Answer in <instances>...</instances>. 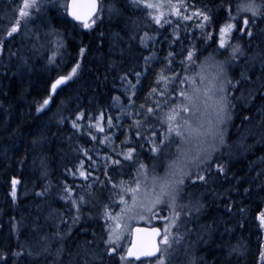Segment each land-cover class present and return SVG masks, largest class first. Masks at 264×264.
<instances>
[{
  "label": "trees",
  "instance_id": "trees-1",
  "mask_svg": "<svg viewBox=\"0 0 264 264\" xmlns=\"http://www.w3.org/2000/svg\"><path fill=\"white\" fill-rule=\"evenodd\" d=\"M188 2H194L198 8L210 9L213 19L205 29L196 27L195 19L183 21L174 16L167 17L172 23H164L160 27L146 15V10L137 9L129 0H120L123 15L109 19L106 13L98 28L82 32L67 19L63 9L47 3V9L36 22L40 25V40L44 38V32L54 30L58 40L63 42L60 61L65 64L62 65L65 69L59 72L53 64H49V56L46 54L50 53L48 49L33 50V45H29L32 48V53H29L24 42L22 44L21 41H16L17 36L5 45L3 55H0V252L7 256L9 264H56L57 247L61 243L71 246L74 241L82 240L84 236L81 228L87 229L89 239L92 232L96 236L104 233L105 220L90 206L83 205L85 212L80 224L73 229L71 238L62 242L51 235L54 231L52 225H59V220H53L49 214L62 215L67 212L69 205L60 198L65 185L73 189L74 197L83 195L88 201L103 202L100 192H104L109 177L113 181L123 180L134 163H106V156L114 157L109 153L111 150L123 153L127 148L135 147L136 160L146 163L152 170L156 162L154 154L147 150L150 144L136 137L137 125L131 113H143L145 109H141L140 105L147 106L152 103L146 97L155 86L157 74L166 67L164 58L169 51H174L177 55L173 67L180 71L179 54L182 50L191 49L201 59L211 53L216 55L217 60L223 61L228 55L224 49L218 48L217 43L218 28L224 22L225 15L218 7L220 0ZM227 2L232 4L235 11L236 4L242 0ZM18 4L20 0H0V26L6 25L5 17L16 14ZM214 5L217 7H213ZM133 20L141 28L146 27L155 37L157 42L154 48L146 49L136 41L129 42V36L134 34ZM253 31L255 38L251 45L247 37L241 39L239 33H233L229 42H239L246 56L229 69L230 74L239 76L242 68H248L256 76L261 74V60H264V23H258ZM100 33H103V37ZM208 33H212L213 39H206ZM174 35H178L179 39L175 40ZM81 47L86 51L79 61L81 68L70 83L69 90L60 91L53 97L54 103L49 106L50 110L37 114L34 101H42L48 93L49 82L57 75L65 74L68 68L77 63ZM18 48L24 50L23 56L28 59L22 67L20 60L18 62L10 56V52L16 53ZM147 55H152L154 59L137 84L132 73L142 71L143 56ZM253 57L254 63L246 65L243 62L244 59ZM5 59L6 63L3 64ZM125 72L129 73L128 78L136 87L132 97L133 104L127 112L122 113L120 105L127 101V96L123 95L124 88L129 86L122 85L118 77ZM117 96L121 98L120 101H114L113 98ZM258 107L257 105V109ZM80 111L85 113V119L79 122V129H74L72 121ZM101 111L105 113L104 132H99L95 127ZM251 115L254 118L247 128L241 127L240 115L227 126L228 146L223 148L222 154H216L217 159L225 165L226 174L218 175L213 171L207 185L189 183L185 191L192 192L194 199H201L204 207L200 213L194 212L191 217L181 212L172 233L182 234L181 227H185L187 222H191V230L198 229L199 226L206 230L196 238L190 264H261L259 253L264 250V228L259 227L256 217L264 210V161L261 159L264 158V141L260 137L257 112L253 111ZM89 116L93 117L91 127ZM108 116L113 117L115 127L108 128ZM157 122L154 119L148 121L159 128ZM139 131L143 134L145 127H140ZM92 136L97 139L93 140ZM106 136L110 139L106 140ZM128 140L135 141L129 146ZM141 144L144 146L141 147ZM80 149H88L93 159L89 160ZM162 158L164 157H160L158 164ZM41 161L44 162L43 166ZM95 167L98 168L97 172L93 171ZM80 170L89 173L87 179L94 178L101 187L96 183L92 186L85 184L84 178L79 175ZM13 177L20 181L15 201L10 195ZM49 184L51 186L44 196L36 195ZM162 209V213L171 212L166 206ZM14 224L17 225L15 230ZM152 226L161 229L160 223ZM64 227L61 225L60 228ZM45 235L49 237L50 252L37 256L35 253L43 245L42 238ZM233 247L237 251L232 252ZM29 248L33 251L32 256L27 254ZM21 249L24 251L23 256L12 255ZM186 255L187 252L180 248V243L174 244L166 263L180 264L182 256ZM64 261L67 264V254ZM104 264L121 262L118 257L106 258Z\"/></svg>",
  "mask_w": 264,
  "mask_h": 264
},
{
  "label": "snow or ice",
  "instance_id": "snow-or-ice-1",
  "mask_svg": "<svg viewBox=\"0 0 264 264\" xmlns=\"http://www.w3.org/2000/svg\"><path fill=\"white\" fill-rule=\"evenodd\" d=\"M52 7L63 8L64 14L70 17L76 24L84 29L93 30L103 23L104 15L108 18L120 17L123 15V8L120 6V0H110L105 4L104 0H48ZM129 3L137 9L146 10V15L160 27L164 23H172L168 16H174L183 21L196 20V27L205 29L212 21L210 9L198 8L195 3H189L188 0H129ZM44 6L43 0H22L15 11L19 18H14V22H9L0 26V55H3L5 45L11 40H15L17 34H21V22L27 25L34 19H39L40 12ZM213 7H217L214 5ZM224 15V22L218 28V48L224 49L228 55L223 61L217 60L215 54H209L203 59L197 52L188 49L182 50L180 55V71L173 67L176 53L169 51L166 61V67L162 68L157 74L155 86L149 91L147 99H151L149 105H140L145 112H133L134 122L137 125L135 133L138 139H143L145 143L150 144L149 151L154 154V162L151 173L147 165L136 160V148L129 147L126 152L118 153L123 155V159L132 161L138 165L136 175L130 178V182L125 184L123 180L117 184L109 177V183L113 189H119L113 192V196H118L114 200L119 207V212L113 215L108 204L103 206V218L105 219L104 233L97 238L96 233H89L87 229L81 228L84 238L76 240L71 246L61 243L57 247L55 256L56 264H65L64 258L67 254V264H104L105 259H114L118 257L121 264H134L138 261L140 264H166L169 253L174 244L180 243L183 234H173L170 228H175L176 221L180 218L181 212L185 216L191 217L192 214L200 213L204 205L201 199H193L189 194L188 204L183 205L181 210H177L176 204L180 193L185 192L189 183L191 185H207L215 171L218 175L226 174L225 165L217 159V153L222 154L223 148L228 146L227 126L233 123L234 118L240 115L241 127L247 128L252 124L253 111L257 112L256 118L260 120V137L264 141V60H261V74L256 76L248 68H242L239 76L232 75L229 69L241 62L246 56L244 48L239 42L230 43L233 33H239L240 38L247 37L249 45L255 38L253 28L257 23H264V0H242L235 7L233 14L232 4L227 0H220L218 6ZM167 8V14L164 9ZM241 13L245 15L241 16ZM134 34L129 36V42L136 41L143 48H154L157 42L155 37L150 34L146 27L141 28L137 21L133 20ZM26 38L34 42V47L40 40L39 28L34 31L24 33ZM46 35H57L52 30ZM119 38V33L116 34ZM264 35V33H262ZM103 37V33H100ZM178 40L179 36L174 35ZM206 39H213L212 33H208ZM56 50L48 57L49 64H56V52L63 47V42L57 40ZM86 49L81 47L79 56L83 58ZM17 53L10 52V56H16ZM154 59L152 55L143 56L144 66L142 71H134L132 74L136 77V83L140 82V77L146 73ZM254 57L244 59L247 64L254 63ZM161 61V63H164ZM27 63V60L24 61ZM81 68L79 61L71 68L70 72L58 75L49 82L47 95L42 101H34L35 111L42 114L45 110H50V105L54 103L53 97L58 95V90L62 91V86H66L74 77L78 75ZM129 73L125 72L118 78L122 85H128L124 88L123 95L127 96V101L122 102L120 111L127 112L133 104L132 97L135 95L136 85L129 80ZM114 101H120V97H114ZM257 105L259 106L257 109ZM239 110V111H238ZM249 113V114H244ZM85 119V113L80 111L76 113L72 121V127L79 129L80 121ZM105 113L100 112L96 120L95 127L99 132H104L103 121ZM119 119V117H117ZM156 120L160 127L155 124H149V120ZM89 127L92 126L93 117L89 116ZM63 121V117H61ZM166 125V127H165ZM108 128L115 127L113 117H107ZM140 127H145L142 134ZM163 128L164 131L160 129ZM250 131V130H249ZM91 134V133H90ZM96 140V136H92ZM105 139H110L105 137ZM104 141H101L103 143ZM35 143V141H33ZM144 144H141L143 147ZM167 149V151H165ZM83 155L89 160L92 156L88 149H80ZM166 159L163 174L157 169L160 157ZM106 161L110 159L105 157ZM264 161V158H261ZM81 167L83 161L80 162ZM112 163L120 165V159H112ZM42 166L44 162L41 161ZM195 168V171H193ZM45 177L47 171H44ZM79 175L84 179L88 178L89 173L80 170ZM107 176V172H105ZM20 181L13 177L11 179L10 195L13 201L17 199V185ZM46 186L37 196H44L48 188ZM61 199L68 205L67 212L62 215L50 213L53 220H59V225L53 224V237L62 242L71 238L73 229L80 224L82 215L85 212L84 204L88 198L81 195L73 196V189L67 185L63 188ZM247 191V189L245 190ZM174 213V217L169 226L163 231L160 228H140L131 227V222L135 220H150L157 216V208L165 203ZM163 209H161L162 211ZM230 210V209H229ZM243 212L244 209H241ZM259 220V227L264 228V210L260 211L256 217ZM108 222H111L109 224ZM17 225H13L15 230ZM126 230L132 236V241L126 251L121 243L124 239ZM45 243L35 255L50 252L49 237L45 235L42 238ZM101 246L102 249H101ZM232 252L237 251L233 247ZM27 254L33 255L29 248ZM13 256L20 257L24 255L23 249L12 253ZM261 264H264V250L259 253ZM0 261L3 264H9L7 256L0 252Z\"/></svg>",
  "mask_w": 264,
  "mask_h": 264
},
{
  "label": "rangeland",
  "instance_id": "rangeland-1",
  "mask_svg": "<svg viewBox=\"0 0 264 264\" xmlns=\"http://www.w3.org/2000/svg\"><path fill=\"white\" fill-rule=\"evenodd\" d=\"M104 2H105V4H107V3L110 2V0H104ZM161 2L166 3V0H161ZM43 3H44V6L42 7L39 16L42 15L45 12V10L47 9V3H49V2H48V0H43ZM21 4H22V0H20V4H18V6L21 5ZM57 9H63V8H57ZM63 11H64V9H63ZM164 11L167 14V8H165ZM233 14L235 15V11H233ZM243 15H245V14L244 13H241V16H243ZM14 18H18V13L17 12H16V14L14 16L5 17L4 19H5L6 24H8L9 22H14ZM36 20L37 19H34L33 21L29 22L27 25H25L23 23V21L21 22V34H17L16 35L17 36V40L16 41H21L22 44L24 42L25 43V49L29 53H32V48H33V50H38V51L41 48H43L44 49L43 51H45L47 49L50 51L49 54L46 52V54L48 56H50L56 50V43L55 42L58 40V37L56 35H46V33H48V32L47 31L44 32V35H45L44 38H42L40 40L41 41L40 44L37 43L35 45V47H34V42L32 40H30V39L28 40L26 38V36L24 35V33H26V32H29L30 33L31 31H34L37 27L38 28L40 27V25L37 24ZM257 25H258V23H257ZM78 29H79V31H82V32H89L90 31V30L84 29L80 25H78ZM47 37H48V39H47ZM48 42H50V43H48ZM29 45H33V47L30 48ZM44 45H46V46L44 47ZM61 51L62 50L60 48L59 51L56 52V61H57V63L54 64V68L55 69H58L57 72L62 71V70L65 69L62 66V65H65V64L64 63H61V61H60ZM16 53H17L16 56H11V57L13 59H15L16 61H18V62L20 60V67H22V65H25V63H24L25 57L23 56L24 50L22 51V50H19V48H18V50H17ZM80 59H81V57L78 56V61H80ZM5 63H6V59L4 60L3 64H5ZM71 68H68V71L67 72H70ZM72 81H70L68 85L62 86V88H63L62 91L69 90L70 83ZM58 92H60V90H58ZM157 126L158 127L160 126L159 125V122H157ZM165 127H166V125H165ZM161 131H164V129L161 128ZM227 132H228V128H227ZM134 141L135 140H133V141H129L128 140V142H127L128 144L127 145L130 146L131 144L134 143ZM238 146L239 145H238V142H237L236 147H238ZM150 147H151V145H150ZM147 150H149V148ZM126 151H127V149H126ZM165 151H167V149H165ZM109 153L112 154V155H114V157H111L107 161H106V159H104V161L106 163L109 162L110 164H113L112 163V159H116L115 157H118V159H120L122 161L121 165L122 164H125L126 162L131 165V162L130 161H127V160H124L123 159V155H117L118 153H122V152H114L113 150H111ZM166 162H167L166 159L165 158H162L161 159V162L159 164H157V169H158V171L161 174H163V168H164V164ZM144 164L147 165L146 163H144ZM113 165H115V164H113ZM137 167H138V165L136 163H133L132 168L128 171L127 176L123 179V181L125 182V184H128L130 182V178L136 175V169H137ZM93 171L94 172H97L98 171V168H96V167L93 168ZM193 171H195V168H193ZM149 172L151 173V169H149ZM113 179L115 180V178H113ZM120 181L121 180H118V179L115 180V182L117 184H119ZM83 182L85 184L88 183L89 186H92L94 183H96L97 186L101 187V185L98 184V182H96L94 178H91L90 180L84 179ZM19 189H20V185L17 186V193L19 192L18 191ZM97 190L99 191V188ZM118 191H119V189H113L112 186H111V184L108 183L107 185H105L104 192H102V191L100 192V194L102 196V199H103V202H101V201H94V202L88 201L84 205H86L87 207L90 206L92 208V210H94L95 213H99L98 215H100L103 218V215H102V213H103V206L105 204H108L110 206V209L112 210L113 215H115V213L119 212V207L115 203H113V201L114 200H118V196H113L112 193L113 192H118ZM189 194H192V198L194 199L195 196H194V194L192 192H186V193L185 192H182V193H180V195L178 196V199H177V204H176L177 210H181L183 205L188 204ZM167 199L168 198L166 197L165 198V203H163V204H161V205L158 206V208H157L158 215L157 216H153L152 219H150V220H135V221H132L131 222V227H133L135 225H142V224L143 225H147V226H152L155 223H160L161 224V229L163 231V229L166 226H169L170 225V222L172 221V219L174 217V213L172 212V210L170 208H169V210L171 211L170 214H167L166 212L165 213H162L163 210L161 211V209L164 208V206H166L168 208V206H167ZM101 203H103V205L100 206ZM108 223L111 224V222H108ZM190 226H191V222L190 223L187 222L186 225H185V227H181V231H182V234H183V239L180 241V248L184 252H187V255H186V257L185 256H182V258L180 260V264H190L189 262L191 261V258H190L191 251L194 250V248L196 246V238L198 236H201V234H203L204 232H206V230H205V228L203 226H199L198 229H192V230H191V227ZM60 227H61V225H60ZM172 229H174V228H170V231L171 232H172ZM101 235H97V238H99ZM129 241H130V234L126 230L124 239L121 242L123 244V249L121 251H126V248H127L128 244H129ZM42 243L44 244L45 241L42 240ZM166 255L169 256V253H166ZM138 264H140V263H138Z\"/></svg>",
  "mask_w": 264,
  "mask_h": 264
},
{
  "label": "water",
  "instance_id": "water-1",
  "mask_svg": "<svg viewBox=\"0 0 264 264\" xmlns=\"http://www.w3.org/2000/svg\"><path fill=\"white\" fill-rule=\"evenodd\" d=\"M68 18V20L70 21V22H72V23H74V24H76L74 21H72L71 20V18L70 17H67ZM135 227H140V228H152V227H156V226H142V225H135V226H133L132 228H135ZM157 228H159V227H157ZM131 241H132V236L130 235V241H129V244H128V246L127 247H129L130 246V244H131ZM127 249V248H126ZM134 263H140V262H138V261H136V262H134Z\"/></svg>",
  "mask_w": 264,
  "mask_h": 264
},
{
  "label": "bare ground",
  "instance_id": "bare-ground-1",
  "mask_svg": "<svg viewBox=\"0 0 264 264\" xmlns=\"http://www.w3.org/2000/svg\"><path fill=\"white\" fill-rule=\"evenodd\" d=\"M47 39H48V37H47ZM28 44V43H27ZM26 60V59H25ZM28 60V59H27ZM13 77V76H12ZM5 79V78H4Z\"/></svg>",
  "mask_w": 264,
  "mask_h": 264
}]
</instances>
